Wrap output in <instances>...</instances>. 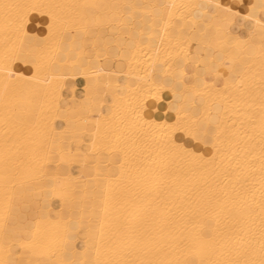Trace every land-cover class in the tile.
<instances>
[{"label":"bare ground","instance_id":"1","mask_svg":"<svg viewBox=\"0 0 264 264\" xmlns=\"http://www.w3.org/2000/svg\"><path fill=\"white\" fill-rule=\"evenodd\" d=\"M245 1L0 0V93L8 83L10 104L17 111L39 107L47 113L50 121L54 115L48 112L53 92L60 98V105L67 109L73 104V98L79 101L88 90L93 100L102 99L103 94L107 93V99L111 102L113 96H116L118 108L114 122H118L127 102L135 99L142 101L141 111L145 119L157 124H171L175 120L176 113L169 110L172 104L181 108L189 119L195 117L205 124L208 121L215 122V126H209L213 134H218L219 137L220 151L216 161L214 164L194 166L195 174L191 175L187 188L179 199L164 197L162 194L165 203L157 225L162 229L159 232L161 242L158 248L148 253L149 258L180 261L181 264L186 258L195 264H200L202 259H260V224L264 216L261 207V194L264 191L261 37L258 27L245 21L243 17L253 11L251 5L259 6L261 0H253V3L244 7ZM8 3L131 6L123 16L119 8H98L95 10L96 19L103 21L115 18L117 23L114 27L120 29L131 26L138 34L137 40L125 48L122 58L96 62L92 44L86 43L84 35L78 31L79 9H8L9 21L14 20L19 12L27 11L24 24L27 36L24 37L17 33L15 24L5 23L6 12L3 5ZM216 3H220L222 8L230 9L232 13H238L235 19H241L245 23L239 33L222 28L223 23H229L225 19L228 14L212 7ZM171 5L177 7H169ZM243 8L247 11L242 12ZM49 11H55L61 23L55 28L54 37L45 40L49 35L50 23L49 16L45 13ZM255 11L259 16V7ZM204 29L208 35L202 34ZM250 29L254 31L251 38ZM5 54L9 57L8 61L4 60ZM90 59L92 63H89ZM225 59L237 67L244 61L251 65L248 78L240 90L235 87L224 89V80L230 74L229 69L223 66ZM6 64L13 73L11 81L7 80V74L3 71ZM197 64L203 66V70L199 68V73L207 87L203 84L193 87L196 81L192 76L197 71ZM108 72L113 74L107 75ZM217 72L220 76H217ZM109 83L110 86H106ZM217 88L224 90V95H220ZM97 92L100 93L99 97ZM107 111L105 108L106 113ZM3 114L4 98L0 95V171L4 169ZM83 115L78 113L74 127L84 126L79 119ZM61 123L62 121H56V125ZM86 127L94 130L91 123ZM59 130L57 127V132ZM105 130L106 126L102 124L101 137ZM212 139L213 135H210V143L205 145L182 133H177L174 137L177 144L205 160L215 151L211 146ZM122 163L120 153L108 149L103 150L98 159L92 161L93 166L98 165L105 172L117 174ZM9 167L13 168L10 180L3 181L0 176V209L3 207L6 185L12 190V185L16 184L15 193L16 190H26V211L34 209L39 198L41 205L49 203L55 218L61 207V200L57 198L60 195L59 188L55 192L48 191L47 186L51 184L49 180L31 187L25 184L21 188L19 183L25 179L27 172H17L13 165ZM73 174L79 173L73 170ZM118 192L119 189L114 186L113 194ZM13 204L16 213L23 216L21 210H24V206H16L15 199ZM92 204H95L96 212L99 213L100 199L89 193L86 198L88 207L85 223ZM53 231L54 226L41 220L39 231L35 235L37 246L30 249L26 256L16 258L39 261L40 264H55L62 258L90 260L95 257L92 250L94 241L87 233H80L75 240V246L80 252L78 256H73V242L68 243V250L62 254L59 243L51 240ZM200 233L212 237V241L200 245L195 241Z\"/></svg>","mask_w":264,"mask_h":264},{"label":"snow or ice","instance_id":"2","mask_svg":"<svg viewBox=\"0 0 264 264\" xmlns=\"http://www.w3.org/2000/svg\"><path fill=\"white\" fill-rule=\"evenodd\" d=\"M72 7L80 10V27L78 31L85 37V42L92 44L96 62H108L113 58H122L126 47L131 46L137 40V32L128 26L126 29L114 27L115 18L111 20H97L96 9L101 7H114L120 9L121 16L126 15V9L131 6H107L94 4L79 5H29V4H5L3 8L35 11L38 9H60ZM139 7V6H137ZM169 7H177L171 5ZM227 13L225 17L230 24H235L238 13H232L228 8H222L220 3L213 5ZM259 7L260 15L256 13ZM253 11L243 17L258 27L261 37V107L264 110V0L260 5H251ZM211 11V9H210ZM49 16V35L45 40L54 37L55 28L61 23L60 17L55 11L45 13ZM215 15V13H212ZM27 11L19 12L14 20L9 21L7 11L5 23L16 25V31L24 33V24ZM135 19V17H133ZM203 35H208L207 30H202ZM254 35L250 29L249 36ZM89 38H92L89 40ZM23 43V41H22ZM159 51V50H158ZM199 51V48L197 49ZM4 60L8 61L7 54ZM92 63V60H89ZM229 69V75L224 80V89L235 87L240 90L248 74L251 65L244 61L238 67L233 63L222 62ZM3 71L7 74V80L11 81L13 73L5 65ZM107 75L113 73L108 72ZM220 76V73H216ZM192 79L196 81L193 87L203 84L197 71ZM106 86H110V83ZM215 87V85H213ZM91 84L89 85V88ZM220 95L224 90L217 88ZM150 94V93H149ZM175 96V90H173ZM0 95L4 98L3 114V164L7 176L13 168L17 172L25 170L27 176L19 183L23 188L41 183L44 180L51 181L47 190L55 192L57 188L60 195L61 207L52 216V209L48 202L41 205L39 198L35 202L34 209L29 208L23 216H19L13 200L15 198L16 184L12 190L6 185L4 203L0 209V223H2V237H0V264H40L39 261L25 260L23 258L30 249L37 246L35 239L39 231L41 220H46L54 226L51 236L53 243H59L61 253L68 250V243L73 242L71 248L73 256L79 255V248L75 246V240L80 233H87L94 243L92 250L95 257L90 260L58 259L55 264H181L180 261H162L149 258L148 253L160 245L159 232L162 229L157 225L163 212L164 197L179 199L187 188V182L191 175L195 174L194 166L214 164L219 154V137L213 134L209 125L215 126L214 121L207 124L198 118L189 119L186 113L175 104L170 105L169 110L176 113V118L171 124H157L153 120L145 119L142 101L129 100L123 108L118 122H114L116 109L118 108L116 96L111 102L107 99V93L102 99L93 100L90 92L76 101L67 109L59 103V97L53 92L48 112L54 113L48 121L47 113L35 107L28 110L17 109L10 104L9 85H4ZM118 95V94H117ZM97 96L100 93L97 92ZM105 108L108 109L107 113ZM80 116V123L84 126L74 127L75 121ZM62 121L56 125V121ZM94 125V130H89L86 125ZM106 126L105 133L101 137V125ZM57 127L60 129L57 132ZM55 133V134H54ZM182 133L197 143L208 145L209 136L213 135L211 146L215 150L213 155L205 160L197 157L182 145L177 144L174 137ZM261 136L264 138V114H262ZM115 147H110L111 145ZM75 145V150H73ZM118 151L123 159L118 174L105 172L98 165L93 166L92 161L98 159L99 154L105 150ZM262 152H264V139H262ZM55 167H52V166ZM73 170L79 174L74 175ZM119 192L113 194V187ZM44 190L43 188L41 189ZM89 193L97 195L101 207L96 212L95 204L91 205V212H87L86 198ZM262 212H264V191L261 194ZM260 259H226V260H201L200 264H264V216L261 218ZM200 245L209 244L212 237L200 233L195 237ZM23 249V251H21ZM87 254V252L85 253ZM183 264H195L190 259H185Z\"/></svg>","mask_w":264,"mask_h":264},{"label":"crops","instance_id":"3","mask_svg":"<svg viewBox=\"0 0 264 264\" xmlns=\"http://www.w3.org/2000/svg\"><path fill=\"white\" fill-rule=\"evenodd\" d=\"M248 2V3H247ZM249 3H253V0H246L245 1V5H244V7H246V5L248 6V4ZM244 9V8H243ZM243 9H241V11L242 12H246L247 11V9L245 10H243ZM236 25L235 24H233V25H231V24H229L228 22H225V23H223L222 24V28L224 29V30H229V31H232V32H234V33H239L240 32V30H241V27L245 24L244 23V21L243 20H239V19H236ZM225 24V25H224ZM238 25V26H237ZM225 26V27H224ZM238 30V31H237ZM225 62H228V63H230L231 61L230 60H228V59H225ZM206 66V65H205ZM199 68H201L200 70H203V66H201V65H199ZM220 70V69H219ZM221 70H224V68L223 69H221ZM170 84V83H169ZM177 90H179V89H177ZM26 196V190H20V192H19V190H16V195H15V203H16V206H24V210H21L22 212V214L23 213H25L26 212V202H25V200H24V197Z\"/></svg>","mask_w":264,"mask_h":264},{"label":"rangeland","instance_id":"4","mask_svg":"<svg viewBox=\"0 0 264 264\" xmlns=\"http://www.w3.org/2000/svg\"><path fill=\"white\" fill-rule=\"evenodd\" d=\"M9 4V3H8ZM5 12L7 11V10H4ZM198 26V25H197ZM198 28H201V26H198ZM74 34V33H73ZM0 176H1V178H2V180L3 181H8V180H10V173L6 176L5 175V172H4V169H2L1 171H0ZM22 217V216H21Z\"/></svg>","mask_w":264,"mask_h":264}]
</instances>
